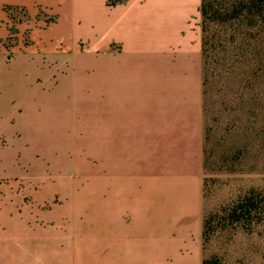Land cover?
Listing matches in <instances>:
<instances>
[{
    "label": "crops",
    "instance_id": "0c3cea01",
    "mask_svg": "<svg viewBox=\"0 0 264 264\" xmlns=\"http://www.w3.org/2000/svg\"><path fill=\"white\" fill-rule=\"evenodd\" d=\"M201 4L0 0V86L53 60L94 72L102 98L99 260L91 234L46 230L54 216L0 186V264H203Z\"/></svg>",
    "mask_w": 264,
    "mask_h": 264
},
{
    "label": "rangeland",
    "instance_id": "374dc122",
    "mask_svg": "<svg viewBox=\"0 0 264 264\" xmlns=\"http://www.w3.org/2000/svg\"><path fill=\"white\" fill-rule=\"evenodd\" d=\"M215 25L214 31L231 36L232 28ZM249 33L243 51L241 41H233L229 53L215 52L207 64L203 58V212L213 221L209 239L202 238L203 263L264 264V29ZM51 64L42 72L27 66L21 86H0V186L30 210L54 216L46 230L68 237L76 229L82 241L91 234L92 260H99V78ZM250 192L257 194L262 218L232 222L231 211Z\"/></svg>",
    "mask_w": 264,
    "mask_h": 264
},
{
    "label": "trees",
    "instance_id": "16d2710c",
    "mask_svg": "<svg viewBox=\"0 0 264 264\" xmlns=\"http://www.w3.org/2000/svg\"><path fill=\"white\" fill-rule=\"evenodd\" d=\"M203 58L214 57L213 53H229L231 43L241 41L238 50H244L253 28L264 29V0H202ZM229 26L231 36L213 30L214 25ZM212 25V27H211ZM215 25V26H216ZM212 33V34H211ZM234 41V42H233ZM212 52V55H211ZM231 221H240L244 216L251 222L262 218L256 192H250L231 211ZM212 220L204 219L203 239L206 242L211 233ZM203 264H211L206 259Z\"/></svg>",
    "mask_w": 264,
    "mask_h": 264
}]
</instances>
